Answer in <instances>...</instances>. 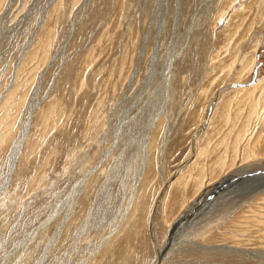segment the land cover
<instances>
[{
    "label": "rangeland",
    "instance_id": "1",
    "mask_svg": "<svg viewBox=\"0 0 264 264\" xmlns=\"http://www.w3.org/2000/svg\"><path fill=\"white\" fill-rule=\"evenodd\" d=\"M240 167L264 172V0H0V264H264V191L172 229Z\"/></svg>",
    "mask_w": 264,
    "mask_h": 264
},
{
    "label": "bare ground",
    "instance_id": "2",
    "mask_svg": "<svg viewBox=\"0 0 264 264\" xmlns=\"http://www.w3.org/2000/svg\"><path fill=\"white\" fill-rule=\"evenodd\" d=\"M213 1V0H212ZM217 2V0H214V5H215V3ZM209 3V2H208ZM217 6V5H216ZM215 7V6H214ZM210 9V8H209ZM223 16H225V14L223 15ZM223 20V19H222ZM157 137H159L158 136V134L157 133H155L154 134V137H152V139L153 140H151V142H152V145H151V147H156L157 145H158V138ZM149 147V146H148ZM149 149V148H148ZM154 149V148H153ZM152 149H150V151H151ZM166 150V149H165ZM162 156H164V155H162ZM156 163V162H155ZM154 164V163H153ZM153 164H151V166H150V169H149V172L151 171V170H153V168H155L154 166H153ZM155 165V164H154ZM147 166H149V165H147ZM155 166H157V165H155ZM145 168V167H144ZM147 168V167H146ZM145 168V169H146ZM145 171V170H144ZM155 171V170H154ZM149 172H147V175H148V173ZM231 173H233V170L232 171H230V172H228V173H225L226 175L225 176H223V178H222V180L221 181H219L218 183H221V182H223V181H225L227 178L226 177H229L230 175H231ZM145 175V174H144ZM146 176V175H145ZM142 180V179H141ZM180 180H181V178H180ZM179 180V181H180ZM140 181V180H139ZM143 183L141 184V187H140V192L138 193V196L135 198V201L133 202V207L132 208H130L131 209V211H130V213H128L129 214V217L131 216V215H136L137 213H138V211H139V208L140 207H143V206H145L146 205V201L145 200H147L149 197H150V194L149 193H146V190L145 189H143V185H144V182H145V179L142 181ZM140 183V182H139ZM207 183V182H206ZM217 182L215 183V182H213V183H211V184H206V186H205V189H203L201 192H200V194L199 195H197V197L194 199V200H192V201H189L188 203H187V205L185 206V208L182 210V212H181V214L178 216V218L176 219V221L174 222V224H173V227H172V229L175 227V224L181 219V217L187 212V210L189 209V208H191L192 206H195V203L197 202V201H199L200 200V198L202 199L205 195H207V193L208 192H210L211 191V189L213 190H215V189H217V185H220V184H218ZM174 184V183H173ZM214 185V187H212ZM138 187V186H137ZM170 187H171V185H170ZM144 191V192H143ZM209 194V193H208ZM250 198V197H249ZM79 203V202H78ZM82 209V208H81ZM82 212H83V210H82ZM144 212H142L141 213V215L139 216L140 217V219H139V221H141L142 220V214H143ZM156 214V213H155ZM133 217V216H132ZM131 218V217H130ZM133 220V219H132ZM155 220V219H154ZM153 220V221H154ZM44 227H46V226H43L42 227V229L44 228ZM152 227V226H151ZM153 227H154V225H153ZM137 228V221L135 220V222L133 223H127V225H126V229L127 230H125V235H124V237H125V239L126 240H128V239H130V234H131V231H133L134 229H136ZM39 230H41V228L39 229ZM116 230H117V228H116ZM120 230V229H119ZM130 230V231H129ZM124 231V230H123ZM152 231V233H153V229L151 230ZM176 231V230H175ZM115 235H116V233H115ZM122 235V234H121ZM172 235H173V232H172ZM123 236V235H122ZM153 240L155 241L154 242V244L156 245V243H157V241H156V236H155V233H153ZM114 237V236H113ZM63 239V238H62ZM64 240V239H63ZM62 241V240H61ZM60 241V242H61ZM115 241H117V240H115ZM109 242V241H108ZM112 242L110 243V244H108V245H106V246H103V247H101V249L99 250V252H98V255H97V258L101 261V263L102 262H104L103 264H114V262H112V260H111V258H112V256H113V252L114 251H116L115 249L117 248V247H119V246H117V244L113 247V245L114 244H112ZM205 248H207V249H219V250H226V251H230V252H234V253H239V252H241L240 254H245V253H247V252H245V251H238V249H235V248H233V247H230V246H215V247H212V246H206ZM214 249V250H215ZM160 250H161V248L160 249H158L157 247H156V252H157V254H159V253H161L160 252ZM241 250V249H240ZM162 251V250H161ZM114 255H115V253H114ZM247 255H251V256H253L254 258H255V256H258V257H261V256H259L257 253H254V254H251L250 252L249 253H247ZM114 258H115V256H113ZM159 257V256H158ZM158 257H156L155 258V260H154V262L152 263V264H159V259H158Z\"/></svg>",
    "mask_w": 264,
    "mask_h": 264
},
{
    "label": "water",
    "instance_id": "3",
    "mask_svg": "<svg viewBox=\"0 0 264 264\" xmlns=\"http://www.w3.org/2000/svg\"><path fill=\"white\" fill-rule=\"evenodd\" d=\"M247 168H238L231 173L227 179L217 185L214 194L210 198L221 199L223 192L229 194L240 193L252 196L255 193L264 191V172H247ZM241 172V175H237Z\"/></svg>",
    "mask_w": 264,
    "mask_h": 264
}]
</instances>
